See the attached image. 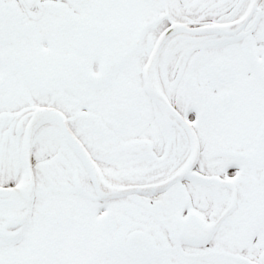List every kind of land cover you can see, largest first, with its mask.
<instances>
[{
	"label": "flooded vegetation",
	"instance_id": "1",
	"mask_svg": "<svg viewBox=\"0 0 264 264\" xmlns=\"http://www.w3.org/2000/svg\"><path fill=\"white\" fill-rule=\"evenodd\" d=\"M263 115L264 0H0V264H264Z\"/></svg>",
	"mask_w": 264,
	"mask_h": 264
},
{
	"label": "water",
	"instance_id": "2",
	"mask_svg": "<svg viewBox=\"0 0 264 264\" xmlns=\"http://www.w3.org/2000/svg\"><path fill=\"white\" fill-rule=\"evenodd\" d=\"M255 139L257 141V145L261 149V159L258 162V165L262 168L261 177L264 179V117L257 128Z\"/></svg>",
	"mask_w": 264,
	"mask_h": 264
}]
</instances>
